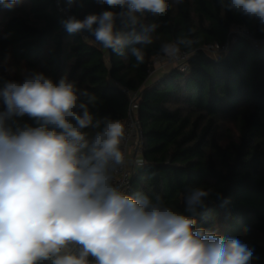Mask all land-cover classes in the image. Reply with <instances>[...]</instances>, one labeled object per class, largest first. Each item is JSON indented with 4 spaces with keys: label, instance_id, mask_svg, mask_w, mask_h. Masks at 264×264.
Here are the masks:
<instances>
[{
    "label": "clouds",
    "instance_id": "obj_1",
    "mask_svg": "<svg viewBox=\"0 0 264 264\" xmlns=\"http://www.w3.org/2000/svg\"><path fill=\"white\" fill-rule=\"evenodd\" d=\"M20 2L0 0V6ZM56 2L65 11L83 6V0ZM94 2L103 10L68 16L64 30L122 57L128 49L143 63L159 25L142 18L162 16L182 0ZM218 2L226 12L256 19L264 31V0ZM194 43L181 36L160 51L175 59L181 46ZM96 103L75 81L54 82L42 72L25 70L22 81L0 86V264H256L260 257L240 238L197 226L213 189H186L181 213L159 195L128 194L114 183L126 162L125 127L109 116L96 118L90 110ZM25 115L38 126L9 123Z\"/></svg>",
    "mask_w": 264,
    "mask_h": 264
},
{
    "label": "trees",
    "instance_id": "obj_2",
    "mask_svg": "<svg viewBox=\"0 0 264 264\" xmlns=\"http://www.w3.org/2000/svg\"><path fill=\"white\" fill-rule=\"evenodd\" d=\"M26 4V12L0 19V42L13 59L31 71L39 67L54 82L67 77L95 94L97 103L90 110L96 118H125L135 94L142 165L134 168L128 194L159 195L184 213L186 189H213L207 208L196 214L197 226L218 228L243 243L249 237L248 245L260 257L256 264H264V31L259 22L226 12L218 0H182L162 16L142 18L143 24L159 26L153 44L144 49V62L137 63L128 49L122 57L89 43L86 34L64 30L61 21L94 12V0H83L82 7L70 11L56 0ZM181 36L196 41L180 48L189 52L187 69L173 67L149 82L153 59L164 56L161 45ZM214 44L226 48L215 55L206 48ZM5 81L14 79L1 67L0 86ZM9 123L38 126L27 115Z\"/></svg>",
    "mask_w": 264,
    "mask_h": 264
},
{
    "label": "built area",
    "instance_id": "obj_3",
    "mask_svg": "<svg viewBox=\"0 0 264 264\" xmlns=\"http://www.w3.org/2000/svg\"><path fill=\"white\" fill-rule=\"evenodd\" d=\"M206 48L212 53L219 54L220 51H223L226 48V45L220 47L219 45L214 44L209 45ZM188 56L189 52L180 51L178 59L181 64L180 66H176L179 70L187 69L186 60ZM135 100V94H133L127 116L119 120L125 127V139L122 143V150L124 151L126 162L124 166L119 167L114 173V183L122 186V188L126 190L127 193L129 190L130 179L136 166L135 165L134 167H131L128 159L130 156L132 157L133 155L135 156L136 154H141L143 147L142 130L138 118L135 114Z\"/></svg>",
    "mask_w": 264,
    "mask_h": 264
},
{
    "label": "rangeland",
    "instance_id": "obj_4",
    "mask_svg": "<svg viewBox=\"0 0 264 264\" xmlns=\"http://www.w3.org/2000/svg\"><path fill=\"white\" fill-rule=\"evenodd\" d=\"M27 9V4H26V0H21V2L14 8V9H9L8 10H3L0 8V19L3 17V15L5 13H23L26 12ZM103 9L101 8V6L97 5V9L92 12V13H98L100 11H102ZM71 16V15H69ZM232 31H237V32H241L243 34H247L245 32L244 29H240L237 27H233ZM215 55H218L216 53H214ZM181 62L179 61L178 57L173 59L170 58L168 56H158L155 57L153 59V63H152V70L150 72V78L152 79V82L157 80L159 78V76L157 75L158 73H160L161 71H165V70H169L173 67L176 66H180ZM4 68L6 69L11 76L13 77L14 81H22L23 79V74L25 72V70H27L28 72H31V70L26 66V63H24L23 61H19L17 59H13L12 56L10 55L9 50L5 49L4 46H2L1 42H0V68ZM36 72H42V69H40L39 67H37ZM162 73V72H161ZM225 128L229 129V134L231 136H234L235 131H234V127L232 125V123L227 122L225 125ZM226 141L225 139H223V142ZM218 231L219 229L216 228ZM219 233H221L219 231ZM250 241L249 237H246V239H244V243L245 244H249L248 242Z\"/></svg>",
    "mask_w": 264,
    "mask_h": 264
},
{
    "label": "crops",
    "instance_id": "obj_5",
    "mask_svg": "<svg viewBox=\"0 0 264 264\" xmlns=\"http://www.w3.org/2000/svg\"><path fill=\"white\" fill-rule=\"evenodd\" d=\"M168 70H165V71H161L160 73H158L157 75L160 77L162 76L163 74H165ZM152 79L149 78V82H151ZM142 158H141V154H136L135 156L133 155L132 157L130 156L129 159H128V162L130 164L131 167H134L136 164L137 161H141Z\"/></svg>",
    "mask_w": 264,
    "mask_h": 264
}]
</instances>
